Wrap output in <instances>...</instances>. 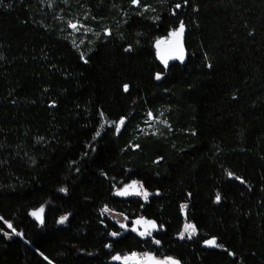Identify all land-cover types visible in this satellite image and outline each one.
I'll list each match as a JSON object with an SVG mask.
<instances>
[{
  "label": "trees",
  "instance_id": "obj_1",
  "mask_svg": "<svg viewBox=\"0 0 264 264\" xmlns=\"http://www.w3.org/2000/svg\"><path fill=\"white\" fill-rule=\"evenodd\" d=\"M132 179L147 200L115 193ZM0 216V264H264V0H0Z\"/></svg>",
  "mask_w": 264,
  "mask_h": 264
},
{
  "label": "snow or ice",
  "instance_id": "obj_2",
  "mask_svg": "<svg viewBox=\"0 0 264 264\" xmlns=\"http://www.w3.org/2000/svg\"><path fill=\"white\" fill-rule=\"evenodd\" d=\"M138 2H139V0H133V3H138ZM177 7H179V5H177ZM70 27L73 28L74 30H77V25L76 24H70ZM183 33H184V25H183V23H181L179 29L171 34L172 37L174 38L175 44H176V55H175V58H178V59H181V60L183 59V45H182ZM159 44H160V42L157 43V47H159ZM169 58H172V57H169ZM162 59H163V57H162ZM164 62H165V64H167V59H164ZM156 78L160 79V76L157 75ZM124 88H125V91L128 90V86L127 85H125ZM123 124H124V120L121 119L119 124L116 126V130L119 131L120 126L123 125ZM97 135H99V133H97ZM229 175H231V173ZM116 194L117 195H121V196H127V195H130V194L140 195V196H143V198L145 200H147L148 196H149V193L147 191L143 190V185L137 186V184L135 182H133L130 185L125 186L122 190L118 191ZM216 199H217V201L220 200L219 194H217ZM184 207H187V206L185 205ZM104 211L107 212V211H109V209L105 208ZM42 212H43V209H40L39 211L32 213V215L34 217H36L38 220H40L41 223L43 222L42 215H41ZM66 219H67V217H62L60 222L63 223L64 220H66ZM135 224L144 226L145 230L143 232H140L141 236L151 235V230H154L156 228L155 222L144 220L143 218L136 220ZM8 227L11 228L12 225L9 224ZM121 227H124V225H121ZM132 230L136 231L135 228H133ZM195 233H196L195 225L186 223L184 225L183 232L180 233V238L184 239L185 234H187V236L189 238H191L193 235H195ZM112 235L115 236V235H118V233L114 232V233H112ZM156 243L158 244L159 241H156ZM206 243L209 246H218L215 239L206 241ZM114 259L119 260V259H121V257L117 256V257H114ZM123 259L125 261V264H127L128 261L136 260L137 257H136V254L133 253L131 256L124 257ZM142 260L149 262V264H179V261L173 260L170 257L166 261H157V260H155L154 257H152V256H150L148 254H145L144 257L142 258Z\"/></svg>",
  "mask_w": 264,
  "mask_h": 264
},
{
  "label": "rangeland",
  "instance_id": "obj_3",
  "mask_svg": "<svg viewBox=\"0 0 264 264\" xmlns=\"http://www.w3.org/2000/svg\"><path fill=\"white\" fill-rule=\"evenodd\" d=\"M78 30H84L82 27H77V30L76 31H78ZM85 31V30H84ZM174 32V31H173ZM172 32V33H173ZM171 33V34H172ZM171 34L169 35V36H167V39H169L170 37H171ZM78 36V35H77ZM161 39V38H160ZM151 117L153 118V121H152V123H150V124H152V125H154V123L156 124V123H158L159 121L160 122H162L163 123V121L161 120V119H158V118H154L153 117V115H151ZM121 121V120H120ZM120 121H118L117 122V125L119 124V122ZM129 182V181H128ZM125 183H127V182H125ZM125 183H122V184H120L119 186H118V188L119 187H122ZM141 183V182H140ZM142 184V183H141ZM143 190L145 191V189L143 188ZM40 209H43V212H42V219H43V221H44V218H45V211H46V204L45 203H42V204H40L39 206H36V207H33V208H31L30 209V214L32 215V213L33 212H37V211H39ZM107 209H109V211H107L106 212V214H108L109 216H111L120 226L121 225H124V227H121L123 230H127V229H130V230H132L133 228H135L136 229V231H134V232H136L137 234H139L140 235V232H143L145 229H144V226L143 225H137V224H135V221L136 220H138V219H141V218H143L144 220H148V221H153V222H155V224H156V228L154 229V230H151V235H145V236H152L153 235V233L159 228V226H158V224H157V222L154 220V219H152V218H148V217H145V216H138V217H136V218H134L132 221H131V223H129V218L124 214V213H122V212H119V211H116V210H113V209H110L109 207L107 208ZM33 216V215H32ZM34 217V216H33ZM62 217H68V214H63V215H61L60 216V218H59V221H61V218ZM37 221H39L40 223H41V221L40 220H38L36 217H34ZM65 221V220H64ZM186 223H188V224H192V223H190V222H188V221H186ZM9 224H11L12 225V223L10 222V221H8V220H6V219H4V218H2L1 216H0V231H2V232H6V233H8L9 235H13V234H16V233H19V231H17L14 227H13V225H12V227L11 228H9L8 227V225ZM185 236H187V234H185ZM133 253H135L136 254V257H137V259L136 260H130V261H128V262H134V263H138V262H142L143 260H142V258L144 257V255L145 254H149L150 252H146V251H144V252H139V251H132V252H129V253H126V254H120L123 258L124 257H129V256H131ZM167 259H165V261H166Z\"/></svg>",
  "mask_w": 264,
  "mask_h": 264
},
{
  "label": "water",
  "instance_id": "obj_4",
  "mask_svg": "<svg viewBox=\"0 0 264 264\" xmlns=\"http://www.w3.org/2000/svg\"><path fill=\"white\" fill-rule=\"evenodd\" d=\"M180 26H178L175 30L177 31L179 29ZM187 26L184 25V33H183V36H182V45H183V59H178V58H175V55H176V44H175V40L174 38L171 37L169 39H167V37H163L159 40L156 41L155 43V47H156V50H157V56H158V59L159 61L166 67L170 66L172 63H175V62H185L186 59H187V49H186V45H185V40H186V34H187ZM160 42L159 44V47H157V43ZM163 57V59H162ZM169 57H172V58H169ZM164 59H167V64H165L164 62ZM124 124H125V120H124ZM121 125L119 130H121V128L124 126ZM133 182H135L137 184V186L139 185H142L140 183V181L138 179H132L130 180L129 182L125 183L122 187H119L115 190V193H117L118 191L122 190L125 186L127 185H130L132 184ZM135 194H130V195H127V196H121V195H118L120 197H129V196H133ZM150 196V194H149ZM89 254L91 255H95L97 254V251H94V252H90ZM148 255L152 256L155 258V260L157 261H165L164 258H161V257H158L155 252H150ZM121 257V259H119V262L121 263H125L123 257L119 254H116L114 257ZM114 257L112 259H114ZM115 260V259H114ZM127 264H149V262L147 261H142V262H138V263H134V262H127Z\"/></svg>",
  "mask_w": 264,
  "mask_h": 264
}]
</instances>
